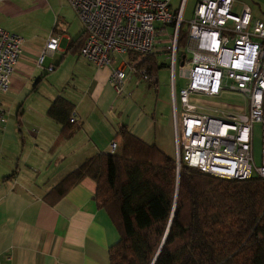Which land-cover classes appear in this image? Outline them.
Wrapping results in <instances>:
<instances>
[{
  "label": "crops",
  "instance_id": "obj_1",
  "mask_svg": "<svg viewBox=\"0 0 264 264\" xmlns=\"http://www.w3.org/2000/svg\"><path fill=\"white\" fill-rule=\"evenodd\" d=\"M242 3L253 9L255 3L263 6L264 0ZM27 11L23 0H0V25L24 38L12 90L7 93L21 102L23 115L8 124L6 115L0 129L1 259L12 256L11 264H110L109 249L120 234L108 212L97 206L96 181L85 177L53 203L45 196L87 158L110 152L122 125L175 156L170 93L161 97V68L156 73L157 84L140 82L135 74H128L125 88L119 92L108 67L99 68L80 53H67L72 40L85 29L76 12L72 20L63 15L66 23L62 24V0L47 28L29 21ZM50 35L60 38L59 49L48 56L49 65L57 68L53 72L37 65ZM156 59L158 65L167 64L159 61V55ZM43 75L44 80L33 90ZM59 95L75 104L74 115L82 121L73 137L61 141L62 125L47 115ZM12 143L14 153L5 160ZM15 169L16 176L4 181Z\"/></svg>",
  "mask_w": 264,
  "mask_h": 264
},
{
  "label": "built area",
  "instance_id": "obj_2",
  "mask_svg": "<svg viewBox=\"0 0 264 264\" xmlns=\"http://www.w3.org/2000/svg\"><path fill=\"white\" fill-rule=\"evenodd\" d=\"M238 0H197L185 18L187 0H68L84 25L86 40L80 54L97 67H108L119 92L128 74L155 85L156 73L139 67L142 56L157 53L167 43L171 85V115L176 138L177 170L183 163L215 176L264 178V16ZM236 9V10H235ZM187 32L179 43L180 30ZM50 35L37 65L59 49ZM24 38L0 25V129L6 120L3 97L23 53ZM178 76L185 84L178 87ZM237 93L248 99L233 107L224 99ZM220 98L213 101L212 98ZM223 109L220 115L213 112ZM210 112H207V111ZM77 118L73 114L72 121ZM256 125L262 134L261 164L255 163ZM117 142L111 143V152ZM12 256L0 264H11Z\"/></svg>",
  "mask_w": 264,
  "mask_h": 264
},
{
  "label": "trees",
  "instance_id": "obj_3",
  "mask_svg": "<svg viewBox=\"0 0 264 264\" xmlns=\"http://www.w3.org/2000/svg\"><path fill=\"white\" fill-rule=\"evenodd\" d=\"M186 37L182 25L179 43ZM85 40L84 31L67 53H80ZM156 55L131 57L142 56L139 67L157 73L163 64H157ZM44 78L36 80L33 90ZM75 108L62 95L49 107L47 115L62 125L58 141L82 127V121L71 120ZM23 111L21 105L17 118ZM114 140V152L87 158L45 196L53 203L85 177L96 181L97 206L108 212L120 234L109 249L110 264H264L263 177L229 179L185 163L178 171L174 156L143 141L126 125Z\"/></svg>",
  "mask_w": 264,
  "mask_h": 264
},
{
  "label": "rangeland",
  "instance_id": "obj_4",
  "mask_svg": "<svg viewBox=\"0 0 264 264\" xmlns=\"http://www.w3.org/2000/svg\"><path fill=\"white\" fill-rule=\"evenodd\" d=\"M23 1H24V5L28 7L26 18L32 23L37 24L39 28H47L51 24L53 20V16L56 14L55 12L59 4L61 3V0H23ZM196 1L197 0H187L186 2L185 18L187 20L191 18ZM173 2L175 6H178L180 3V0H173ZM237 2L241 4L242 0H238ZM253 7H254L253 8L254 17H259L261 12L264 13V5L260 6L259 4L255 3ZM63 15L68 20H72V18L75 15V11L71 7L68 0H62V24L66 23V20L63 18L64 17ZM166 45H168L166 42L164 44L159 43L158 49H157V55H159L160 62L168 64V58H167V53H166L167 51H165V48H164ZM58 57L55 60H57ZM167 64H164L165 66H162L159 71L160 72L159 81H160V86H161V97L164 96L162 98L165 99L166 93L167 94L170 93V99H171L170 73H169ZM44 65L45 66L49 65L48 56L46 57V61ZM58 77H59V82H62V70ZM178 83H179L178 87H181L185 84V81L182 77L180 78L178 76ZM166 87H168V89ZM7 96L8 97L5 98L6 115H7V120H8L6 124H8L12 119L15 120V118H17L16 112H17V109L21 106L20 105L21 102H18L17 98H15L14 96L9 98V94ZM224 99L227 100L233 107H236V105L238 104L244 105L245 103L248 102V99L246 97L239 95L237 93L226 94ZM211 100L220 101V98L216 97V98H212ZM207 112H210V111L208 110ZM223 112L224 110L220 109L217 112H213V113L215 115H220ZM22 142L24 143L23 140ZM20 147H21V144H20ZM15 148H16V145L12 143L5 160H7L14 153ZM254 156H255V163L257 165L261 164L262 134H261L260 125H256V130H255V135H254Z\"/></svg>",
  "mask_w": 264,
  "mask_h": 264
}]
</instances>
